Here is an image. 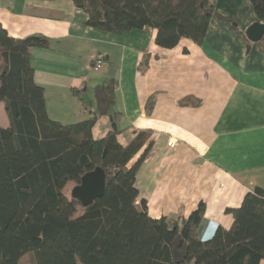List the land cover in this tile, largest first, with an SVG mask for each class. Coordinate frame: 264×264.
Instances as JSON below:
<instances>
[{
	"label": "crops",
	"instance_id": "crops-1",
	"mask_svg": "<svg viewBox=\"0 0 264 264\" xmlns=\"http://www.w3.org/2000/svg\"><path fill=\"white\" fill-rule=\"evenodd\" d=\"M212 1L216 15L202 42L183 38L164 49L149 27L103 34L86 25L87 14L72 0H0V23L9 35L49 40L48 47L30 49L49 118L62 123L87 118L97 107L96 85L115 79L109 113H116L113 120L122 129L119 142L127 144L139 129L154 135L136 173V202L145 199L154 218L180 219L202 203L195 229L202 239L218 224L231 226L227 208L238 207L255 187L264 189V41L245 33L259 20L248 0ZM217 14L238 16L237 29ZM98 56L102 66L94 69ZM106 62L109 68L101 71ZM73 90L88 98L87 108ZM8 125L0 101V127ZM110 128L109 114L102 115L93 136Z\"/></svg>",
	"mask_w": 264,
	"mask_h": 264
},
{
	"label": "trees",
	"instance_id": "trees-1",
	"mask_svg": "<svg viewBox=\"0 0 264 264\" xmlns=\"http://www.w3.org/2000/svg\"><path fill=\"white\" fill-rule=\"evenodd\" d=\"M86 14L85 24L103 34L149 27L155 43L171 49L185 38L200 44L216 15L212 0H72ZM264 23V0H248ZM223 21L237 29L238 16ZM259 41H264V34ZM40 34L13 37L0 23V101L9 120L0 127V264H260L264 260V189L247 192L236 208H227L229 228L216 226L206 238L195 229L202 203L186 219L148 213L136 202V173L152 148L151 129H139L122 145L109 113L116 80L94 89L96 110L82 120L49 118L44 88L34 80L32 47H48ZM147 56H144V62ZM73 92L88 106L81 91ZM153 100L146 105L150 113ZM109 114L111 128L94 137L98 117ZM101 167L106 176L102 197L83 206L68 196V183Z\"/></svg>",
	"mask_w": 264,
	"mask_h": 264
},
{
	"label": "water",
	"instance_id": "water-1",
	"mask_svg": "<svg viewBox=\"0 0 264 264\" xmlns=\"http://www.w3.org/2000/svg\"><path fill=\"white\" fill-rule=\"evenodd\" d=\"M246 36L252 41H258L264 34V23L255 21L247 27ZM106 187L104 170L97 166L84 173L80 182L71 189V197L80 201L83 206L91 204L95 199L103 196Z\"/></svg>",
	"mask_w": 264,
	"mask_h": 264
},
{
	"label": "rangeland",
	"instance_id": "rangeland-1",
	"mask_svg": "<svg viewBox=\"0 0 264 264\" xmlns=\"http://www.w3.org/2000/svg\"><path fill=\"white\" fill-rule=\"evenodd\" d=\"M109 68V64L106 62L104 65H103V68L101 69V71H107V69ZM114 110V109H112ZM70 122H76V121H70ZM74 186L73 183H68L64 189L65 193L70 196V193H71V189L72 187ZM168 217V216H167ZM21 262H23L24 264H33V254L32 253H27L25 254L22 259H21Z\"/></svg>",
	"mask_w": 264,
	"mask_h": 264
},
{
	"label": "built area",
	"instance_id": "built-area-1",
	"mask_svg": "<svg viewBox=\"0 0 264 264\" xmlns=\"http://www.w3.org/2000/svg\"><path fill=\"white\" fill-rule=\"evenodd\" d=\"M94 69H99L102 66V57L98 56L93 58L92 60V65H91Z\"/></svg>",
	"mask_w": 264,
	"mask_h": 264
},
{
	"label": "clouds",
	"instance_id": "clouds-1",
	"mask_svg": "<svg viewBox=\"0 0 264 264\" xmlns=\"http://www.w3.org/2000/svg\"><path fill=\"white\" fill-rule=\"evenodd\" d=\"M218 225H219V224H218ZM218 225H217V226H218ZM215 228H216V227H215ZM214 230H215V229H214ZM214 230H213V232H214ZM213 232H212V233H213ZM212 233H211V234H212ZM208 236H209V235H208ZM208 236H207V237H208ZM205 238H206V237H205Z\"/></svg>",
	"mask_w": 264,
	"mask_h": 264
}]
</instances>
